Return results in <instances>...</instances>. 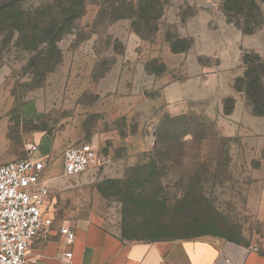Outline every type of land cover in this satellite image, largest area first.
<instances>
[{
  "label": "rangeland",
  "instance_id": "1",
  "mask_svg": "<svg viewBox=\"0 0 264 264\" xmlns=\"http://www.w3.org/2000/svg\"><path fill=\"white\" fill-rule=\"evenodd\" d=\"M71 1L22 0L17 11ZM78 1L48 73L27 65L18 33L0 29V165L37 145L33 157L49 160L50 205L126 241L231 239L264 253V135H255L264 117L232 89L244 53L264 61V4L262 25L245 35L225 0ZM229 99L239 104L232 117ZM182 117L191 121L178 130L183 159L146 169L156 130ZM78 144L94 147L97 160L64 178L62 153Z\"/></svg>",
  "mask_w": 264,
  "mask_h": 264
},
{
  "label": "trees",
  "instance_id": "2",
  "mask_svg": "<svg viewBox=\"0 0 264 264\" xmlns=\"http://www.w3.org/2000/svg\"><path fill=\"white\" fill-rule=\"evenodd\" d=\"M21 2L22 0H0V29L18 33L22 37V45L32 54L27 65L34 71L37 70L42 74L48 73L60 61L61 52L57 44L77 17L82 8V3L78 0H72L64 7H61L60 3L54 11L46 12L47 10H45L42 12L41 10L35 14L20 12L18 15L17 9ZM258 2L264 4V0H225L226 9L236 11L244 21L245 26H241L237 22L235 27L245 35H251L263 23ZM7 20H9V24L6 23ZM241 62L244 73L241 78L234 80L232 89L237 93H244L248 107L254 117H264V61L257 54L244 53ZM227 103L228 106L226 107L225 104L224 110L226 116L230 115L234 108L232 99L227 100ZM189 121L190 119L185 117L169 118L156 130L154 156L145 167L146 169L155 171L159 165L160 169L158 170L164 171L165 165L169 162L179 163L178 160L183 159V139L186 134H181L178 130L190 126L191 121L190 123ZM205 235L216 237L215 234L205 232L197 236ZM157 241L162 240L150 242ZM226 241L238 245V242L234 240L228 239Z\"/></svg>",
  "mask_w": 264,
  "mask_h": 264
},
{
  "label": "crops",
  "instance_id": "3",
  "mask_svg": "<svg viewBox=\"0 0 264 264\" xmlns=\"http://www.w3.org/2000/svg\"><path fill=\"white\" fill-rule=\"evenodd\" d=\"M237 105H234L230 117ZM7 125L5 122L3 138L6 146H9ZM16 158V155H12L9 161ZM50 198L51 189L45 210L51 224L41 229L33 240L27 252V264H264V253L245 250L217 239L126 241L107 231L94 219L76 220L59 214L50 205ZM61 228L74 233L72 241L69 242L60 233ZM65 253H71L70 261L64 258Z\"/></svg>",
  "mask_w": 264,
  "mask_h": 264
},
{
  "label": "built area",
  "instance_id": "4",
  "mask_svg": "<svg viewBox=\"0 0 264 264\" xmlns=\"http://www.w3.org/2000/svg\"><path fill=\"white\" fill-rule=\"evenodd\" d=\"M37 150L32 144L26 158L0 165V264H27L33 240L51 224L45 214L50 196V179L45 176L49 160L34 158ZM62 160V177H75L96 162L97 151L89 144L70 146ZM60 233L69 242L74 238L70 229L61 228ZM63 256L70 261L71 253Z\"/></svg>",
  "mask_w": 264,
  "mask_h": 264
},
{
  "label": "clouds",
  "instance_id": "5",
  "mask_svg": "<svg viewBox=\"0 0 264 264\" xmlns=\"http://www.w3.org/2000/svg\"><path fill=\"white\" fill-rule=\"evenodd\" d=\"M235 245V244H234Z\"/></svg>",
  "mask_w": 264,
  "mask_h": 264
}]
</instances>
